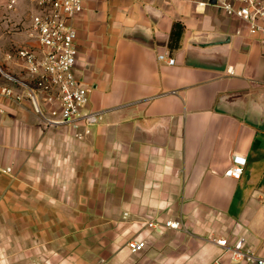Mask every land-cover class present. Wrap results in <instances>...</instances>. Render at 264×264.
Instances as JSON below:
<instances>
[{
  "label": "crops",
  "instance_id": "obj_1",
  "mask_svg": "<svg viewBox=\"0 0 264 264\" xmlns=\"http://www.w3.org/2000/svg\"><path fill=\"white\" fill-rule=\"evenodd\" d=\"M200 2L84 0L75 71L90 88L86 111L100 115L88 133L51 124L57 102L42 116L0 73V220L18 237L0 244L10 253L0 264H249L212 236L264 255V44ZM28 9L19 0L9 13L24 32L0 39V63L19 77L7 53L38 46ZM235 155L246 158L239 179L225 174Z\"/></svg>",
  "mask_w": 264,
  "mask_h": 264
},
{
  "label": "built area",
  "instance_id": "obj_2",
  "mask_svg": "<svg viewBox=\"0 0 264 264\" xmlns=\"http://www.w3.org/2000/svg\"><path fill=\"white\" fill-rule=\"evenodd\" d=\"M25 1L30 13L28 34L31 39L37 40L38 46H19L7 53V59L19 62L26 77L13 74L1 63L0 73L26 91L36 111L42 116L44 103L57 102V106L50 109V116L47 117L51 124L65 122L71 123L74 128L84 126L88 133L90 127L99 121L100 115L95 111H86L90 88L82 83L75 71L77 30L74 20L83 11L84 0ZM209 2L210 0H206L199 4ZM216 4L229 17L243 21L248 35L264 44V0H216ZM5 5L9 10H16L18 0H7ZM159 59L168 64L176 62L168 53L160 54ZM1 93L19 101L23 98L22 94L14 93L10 87H3ZM245 164V157L235 155L225 174L239 179ZM165 224L171 228L182 227L180 220H168ZM150 225L156 226L153 223ZM210 240L228 252L233 260L264 264V255L246 247L244 239L233 244L226 237L212 236ZM127 245L132 252H139L145 249L146 242L130 239Z\"/></svg>",
  "mask_w": 264,
  "mask_h": 264
},
{
  "label": "rangeland",
  "instance_id": "obj_3",
  "mask_svg": "<svg viewBox=\"0 0 264 264\" xmlns=\"http://www.w3.org/2000/svg\"><path fill=\"white\" fill-rule=\"evenodd\" d=\"M19 1V0H18ZM7 2V0H0V39H8V36L12 35L13 33H22L24 32V30L26 29L25 27H23L22 22H24V19L22 18L21 20L18 21L17 26H13L12 24L9 22V14L12 10L7 9L5 3ZM8 11V12H7ZM27 16H30V13H27ZM22 17V16H21ZM21 21V22H20ZM11 221L8 220H0V230L2 231L1 235H0V244H7V243H13L16 242V239H18V237L16 236H12L9 235V223ZM21 238V242H25V240L27 239V237L22 236ZM2 250V248H1ZM9 252L7 251H0V255L2 258L4 257H8L9 256ZM16 254V253H15Z\"/></svg>",
  "mask_w": 264,
  "mask_h": 264
},
{
  "label": "trees",
  "instance_id": "obj_4",
  "mask_svg": "<svg viewBox=\"0 0 264 264\" xmlns=\"http://www.w3.org/2000/svg\"><path fill=\"white\" fill-rule=\"evenodd\" d=\"M184 26L182 23L180 22H176L174 24V28L171 34V39H170V45L172 46H177L179 43V40L182 36V32H183Z\"/></svg>",
  "mask_w": 264,
  "mask_h": 264
},
{
  "label": "water",
  "instance_id": "obj_5",
  "mask_svg": "<svg viewBox=\"0 0 264 264\" xmlns=\"http://www.w3.org/2000/svg\"><path fill=\"white\" fill-rule=\"evenodd\" d=\"M210 3L216 4V0H210ZM215 42L217 43L218 41H215ZM211 43L213 42H208V43L200 42L201 45H206V44H211Z\"/></svg>",
  "mask_w": 264,
  "mask_h": 264
}]
</instances>
